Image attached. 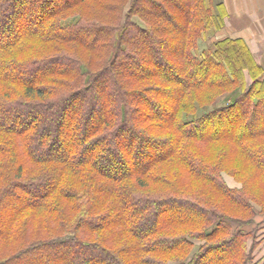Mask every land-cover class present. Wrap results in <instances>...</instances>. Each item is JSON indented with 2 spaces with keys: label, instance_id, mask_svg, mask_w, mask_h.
<instances>
[{
  "label": "trees",
  "instance_id": "obj_1",
  "mask_svg": "<svg viewBox=\"0 0 264 264\" xmlns=\"http://www.w3.org/2000/svg\"><path fill=\"white\" fill-rule=\"evenodd\" d=\"M47 1L35 28L20 20L26 1L3 7L13 23L0 31L7 37L0 41V111L14 114H0V212L11 207L6 221L0 217V264H249L247 235L231 233L218 214L241 220L252 212L248 199L259 197L224 188L215 162L237 164L238 174L246 167V178L264 181V67L240 36L200 48L207 33L224 24L223 1ZM185 7L181 24H172ZM135 54L145 65L131 71L120 63ZM23 68L36 72L17 76ZM110 81L121 90L114 102L105 97ZM225 93L228 101L217 106ZM95 97L107 98L106 111L69 129L75 117L60 110L76 108L74 100L92 110ZM163 99H172L168 118L157 107L130 112ZM198 106L212 107L197 114ZM36 107L57 108L56 132L65 127L63 136L48 140ZM115 140L134 141L135 149ZM164 141L170 147L158 153ZM147 143L155 145L151 155ZM35 144L48 151L37 152ZM111 146L121 152L110 154ZM198 181L212 191L195 201L190 186ZM169 193L173 197H161ZM9 199L15 205L3 207ZM213 199L217 208L209 212ZM168 204L197 212L178 211L149 229L130 223L147 205L161 211ZM193 239L204 240L196 251Z\"/></svg>",
  "mask_w": 264,
  "mask_h": 264
},
{
  "label": "rangeland",
  "instance_id": "obj_2",
  "mask_svg": "<svg viewBox=\"0 0 264 264\" xmlns=\"http://www.w3.org/2000/svg\"><path fill=\"white\" fill-rule=\"evenodd\" d=\"M15 1H17V0H13V1L12 0H6V1L0 0V25H1L0 31L2 30V27L7 28L9 25H12L11 23H13L10 21V15L12 13H9V9L5 10L3 7L8 5V4H12V3L18 4V2H22V1H26V2H23L24 4L26 3V5L23 8H21L22 10L20 9L22 17L20 16V12L19 13L16 12L15 15L16 16L19 15L21 17L20 20L25 23L24 27L28 28L29 25L30 26L35 25L34 26V28H35V27H38L40 24L42 25L43 20H42V18H40L37 15L39 14L40 6L41 5H43V7L46 6V4L49 1H47V0H44V1L43 0H21L20 1L19 0L17 2H15ZM222 1H224V0H222ZM239 4H240V0L226 1V5L229 8V10H233V5H234V9L237 12H238V9L241 10ZM230 5H231V9L229 7ZM1 9H4V10H1ZM244 10L245 9L243 7L242 11H244ZM185 11H187L186 7L181 12L177 11L175 13V16L173 17L172 24L173 23L174 24L175 23L181 24V22H182L181 13H183ZM15 18H17V17H15ZM25 18H28L29 20L25 21ZM134 18L140 22V20L137 17H134ZM257 19L259 21V25H261L260 24L261 21L264 22L263 21L264 19L262 17H258V18L254 19L253 17L240 16L237 14L233 15L231 17L225 16L224 23L226 21V25L223 24V26L217 31H211V34L207 33L205 38L200 41L199 46L201 49L208 47L216 39L223 38L227 35H231L232 37H239V36L243 37V36L249 35V37H250L249 45H251L250 47L252 49H254L253 51H255L256 47H258L259 49H261V52L259 50L258 54H260V53L264 54V31L261 32V30H260L261 27L258 25L256 26V27H258V30H254V27H255L254 21ZM16 22H17V20H16ZM19 23L17 22V28L20 27ZM259 27H260V29H259ZM5 38H7V37L5 35L3 36L0 33V41H2ZM32 42H34L36 44V42L34 40ZM177 47H178V43H177V41H174L172 44V47H170L171 48L170 49L171 56L176 53ZM128 52L132 54L131 51H128ZM164 54H166V53H164ZM166 55L170 56L169 53H167ZM122 57L123 58L121 59L120 63L125 62V63L129 64L130 67H128V69L131 71L136 70L138 62H141L142 64L145 65V62L141 58V57H143L142 54H138V55L135 54L136 58L133 57L132 55L131 56L124 55ZM169 60L171 63H173V59L171 57H169ZM56 64H53V65H56ZM60 64L67 66V65H69V62L68 61H62V62H60ZM150 67H153L152 64ZM158 68H160V67H158ZM10 71H13V70H10ZM35 72L36 71L31 72L30 70L23 68V69H18L15 73L19 77L28 79L32 75H34ZM177 72H180V70H177ZM108 83H109V86L107 88L105 87V89H104L108 93L105 97H107L109 100L114 102L115 98L120 94L121 90L116 89V84H115L116 82L115 81L114 82L110 81ZM169 95H170V97H174L175 93H171ZM229 96H230L229 93H225L222 95V97H219L217 99V106L227 102ZM105 97H102L101 99H98L96 97L91 98L90 103H92V104L90 105V108L94 107V109H92V110L91 109L89 110V106H87V103H82V102L80 103L76 100L71 102L73 105L76 106V108L69 109V108H71V106H69V105H67L65 107V108H67L66 110H64L65 108L64 109L62 108L60 110L61 113L67 112L68 116L70 115L71 117H75V121H72V124H71V126H69V129L70 128L72 129L78 122H81L82 120H84L85 117H88L91 114L99 115L101 112H105L106 111L105 103L107 101V98H105ZM134 99L138 100L139 97L134 98ZM137 100H134V101H137ZM132 101H133V99H132ZM113 102H112V108H114ZM158 103L159 102H157L156 100H153L152 107L150 105H148V106L141 105L139 109L131 108L130 112L131 113H137L138 111H144L146 113H150L151 111L156 112L157 111L156 107H157V109L161 108L164 117L168 118L170 116L169 112L172 109V99L171 100L163 99V102H160L161 104L160 103L158 104ZM211 107L212 106H208V107L198 106L197 107V114L202 113L203 110H205V108L210 109ZM35 109L37 111V114H36V118H37L36 122L38 123L37 125L40 127H43L45 130L50 131L49 135L47 137L48 140H52V138H54L56 136H61V135L63 136V132L67 131L65 127L62 130H60L59 133L56 132L57 122L60 121L58 119V117L57 118L54 117V115H56L57 108H55V107L54 108H51V107L37 108L36 107V108H34V110ZM62 110H64V111H62ZM5 113L6 114L8 113V115L14 114L11 111H5V110L0 111V114H5ZM18 114L21 115L23 118H24V116L28 115L25 111H20ZM258 116H259V114H258ZM256 118H258V117H256ZM261 118L264 119V114L259 119H261ZM1 122L4 123L3 121H1ZM128 125H130V124H128ZM135 131H136L135 132L136 135L138 133L139 134L144 133V132H141L140 130H135ZM146 135H147V133H146ZM136 140L137 139H135V141ZM115 141L117 143L124 144V145L128 144L126 146H128V148L131 151L134 148V141L133 142L127 141V143H125L124 140L122 141V143L119 140L118 141L115 140ZM131 142H132V144H131ZM156 142H158V141H156ZM150 144L151 143L145 144L146 147H148L147 155H151V154H148L149 150L150 149L153 150V147L155 146V145L152 146ZM103 146H107V145H103ZM169 147H170V143L168 141L162 142V145L160 147H158L161 151L158 153H161V152L168 150ZM158 148H156V149H158ZM34 149L39 153L48 151V150H45L43 148V146H40L38 144L34 145ZM121 149L122 148L120 146H117V147L111 146L110 147V154H112L113 151H115L119 154V152H121ZM50 153L56 154L54 152V150H52ZM215 163L219 165V167H218V170H219L218 171V176H219L218 179H219V181L218 180L217 181L220 184H222L224 186V188L234 190L236 194H238V192L240 194H244V192H245L246 194H250V195L256 194L259 197V200H255L254 198L248 199V202H249L250 206L252 207V212L250 213V215L248 217H246L247 215L244 216V215H241L240 213L236 212L235 215H240V216L245 217V218H242V219H245V222L242 219L240 220L239 218H232V217H229L227 215H222L221 213L218 214V215H221L218 217H222L223 219H226V221H228L231 224L230 225L231 233L239 231L241 234L247 235L246 236V244H247L246 245V253L250 257L249 264H264V181L259 179V178L254 179V177H256V176H252L251 178H246L247 177L246 173H249V171H247L246 167H244L245 172L242 171V172H239V174H238L236 172L237 169L235 168L237 166V164H235V166H233V164H231V162H230V165L228 163H225V162H224V164H219L218 162H215ZM162 169H164V167ZM184 181H187V177H184ZM190 187H191V190L193 191L192 192L193 193L192 198L195 201L202 199L203 198L202 194L205 193L208 189L211 188L209 191H212V186L207 185L205 182L201 183L200 181L196 182L195 185L192 184V186H190ZM28 188H29L32 196H34L37 192L36 188L32 185H30ZM158 189H160V187H154V191H157ZM195 192H198V195L194 194ZM161 197L170 198V197H173V195H172V193H169V194H164ZM214 200L215 199L212 200L213 202H210L209 207H206L207 211L213 212V210H216V209H213V206L217 208L216 204L218 201H216V200L214 201ZM2 205H4V204H2ZM9 205L12 206L15 204L12 200L9 199V201L7 203H5V205L3 207L9 208L10 207ZM132 205L128 206L127 210H130L132 208ZM198 205H200V204H198ZM167 207H168V209H166V210L158 211L157 209L155 210L154 208L150 209V206L147 205L140 214L136 215L134 218H132V220H130V223L137 224V225H140L141 227L149 229L150 227L156 225L160 221H163L165 219L172 218V217L176 216L178 211L181 213H184V214L186 213L188 215H193L197 212L195 209L189 210L188 207H186V206L181 207V209H180V206H178L179 208H177L176 206L168 204ZM202 207H201V209H202ZM176 208H177V210H175ZM224 211H226V210L224 209L223 212ZM10 213H11V207L7 210H3L2 212H0V217L2 218L3 221H6V219L10 216ZM214 214H212L210 216V219H212V221H214V222L216 221L215 223H217L218 222L217 215H214ZM157 215H158V217H157ZM116 219L119 221H122L121 218H119V216L116 217ZM0 228H1V225H0ZM193 241L195 242V246H194L193 251H196L198 249L199 245L202 242H204V240H200V239H193ZM29 260L30 259H28V258H24V263H28V262L31 263ZM215 262H216V260L212 259L211 263L216 264ZM165 264H181V263L178 260L169 259L166 261Z\"/></svg>",
  "mask_w": 264,
  "mask_h": 264
},
{
  "label": "crops",
  "instance_id": "obj_3",
  "mask_svg": "<svg viewBox=\"0 0 264 264\" xmlns=\"http://www.w3.org/2000/svg\"><path fill=\"white\" fill-rule=\"evenodd\" d=\"M226 1H230V0H224L223 3H224V6L226 8V16H233V15H240V16H247V17H253L254 19L255 18H258V17H262L264 19V0H240V9H238V12L235 11L234 9V5H233V10H229V8L227 7L226 5ZM231 4V3H230ZM230 9H231V5L229 6ZM244 7V11H242V8ZM264 21V20H263ZM255 23V27H254V30H258V27H256L257 25L261 27H259V29L262 31H264V22H260L261 25H259V21L258 19L254 21ZM224 25H226V21L224 23ZM252 30V29H251ZM259 30V31H260ZM227 36H231V35H227ZM232 37V36H231ZM241 37V36H240ZM244 39H246L248 45H249V35L248 36H243ZM251 45H249L250 47ZM255 48V47H254ZM252 53L254 54L256 60L261 63L264 67V54L260 53L258 54V51L260 50L261 52V49H259L258 47H256L255 51H253L254 49H252L250 47ZM256 53V54H255Z\"/></svg>",
  "mask_w": 264,
  "mask_h": 264
}]
</instances>
